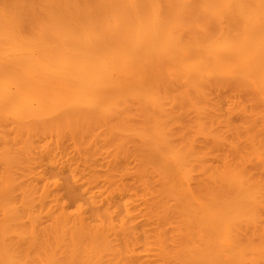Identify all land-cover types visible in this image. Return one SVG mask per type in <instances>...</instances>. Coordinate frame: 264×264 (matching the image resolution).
<instances>
[{"label": "rangeland", "instance_id": "374dc122", "mask_svg": "<svg viewBox=\"0 0 264 264\" xmlns=\"http://www.w3.org/2000/svg\"><path fill=\"white\" fill-rule=\"evenodd\" d=\"M17 2L26 11L51 4L67 12L88 0L0 5ZM188 23L189 37L215 31L203 16ZM157 83L160 107L131 97L107 112L25 128L0 122V240L19 264H198L200 227L183 208L228 196L239 179L259 198L232 222V239L247 264H264V86L236 77L201 87L173 77ZM156 125L187 155L188 175L149 137ZM79 211L83 224L75 222ZM111 217L115 233L94 238Z\"/></svg>", "mask_w": 264, "mask_h": 264}, {"label": "bare ground", "instance_id": "6f19581e", "mask_svg": "<svg viewBox=\"0 0 264 264\" xmlns=\"http://www.w3.org/2000/svg\"><path fill=\"white\" fill-rule=\"evenodd\" d=\"M198 16L215 31L189 37L188 21ZM163 77L198 87L225 77L264 86V0H88L67 12L51 4L31 11L21 2L0 5V122L25 128L61 114L107 112L131 97L160 107ZM149 137L189 172L187 155L159 126ZM230 187L226 197L183 208L187 222L200 227L193 244L198 264L250 261L236 247L231 224L253 212L258 191L240 179ZM133 214L128 208L135 220ZM75 216L84 223L82 211ZM111 220L94 238L108 241L117 227ZM0 255V264H19L3 240Z\"/></svg>", "mask_w": 264, "mask_h": 264}]
</instances>
